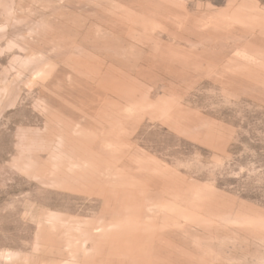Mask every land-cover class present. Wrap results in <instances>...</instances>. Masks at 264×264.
Instances as JSON below:
<instances>
[{
    "label": "rangeland",
    "instance_id": "374dc122",
    "mask_svg": "<svg viewBox=\"0 0 264 264\" xmlns=\"http://www.w3.org/2000/svg\"><path fill=\"white\" fill-rule=\"evenodd\" d=\"M0 264H264V0H0Z\"/></svg>",
    "mask_w": 264,
    "mask_h": 264
}]
</instances>
